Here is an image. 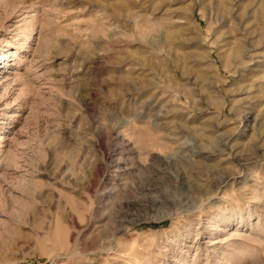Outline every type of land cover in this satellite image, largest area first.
Returning <instances> with one entry per match:
<instances>
[{
  "label": "rangeland",
  "instance_id": "1",
  "mask_svg": "<svg viewBox=\"0 0 264 264\" xmlns=\"http://www.w3.org/2000/svg\"><path fill=\"white\" fill-rule=\"evenodd\" d=\"M0 264H264V0H0Z\"/></svg>",
  "mask_w": 264,
  "mask_h": 264
},
{
  "label": "bare ground",
  "instance_id": "2",
  "mask_svg": "<svg viewBox=\"0 0 264 264\" xmlns=\"http://www.w3.org/2000/svg\"><path fill=\"white\" fill-rule=\"evenodd\" d=\"M104 244V243H103ZM107 248H110V246H108ZM109 250V249H108Z\"/></svg>",
  "mask_w": 264,
  "mask_h": 264
}]
</instances>
